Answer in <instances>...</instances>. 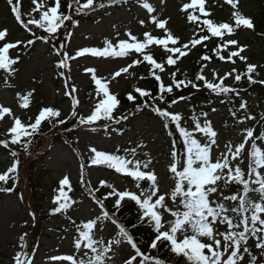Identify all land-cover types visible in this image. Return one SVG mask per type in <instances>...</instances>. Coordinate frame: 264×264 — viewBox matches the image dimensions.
Instances as JSON below:
<instances>
[{
    "label": "snow or ice",
    "instance_id": "snow-or-ice-1",
    "mask_svg": "<svg viewBox=\"0 0 264 264\" xmlns=\"http://www.w3.org/2000/svg\"><path fill=\"white\" fill-rule=\"evenodd\" d=\"M127 2L128 0H107L106 4L104 0H84L83 3L81 0H71L68 8L71 10L75 6V14L80 15L95 11L97 8L102 9L106 6ZM223 2L233 9L231 23L216 22L211 19L212 13L205 10L206 0H190L182 5L180 11L186 14L187 22L194 26L193 36L183 43L167 27L169 19L153 15L157 12V8L148 0H144L141 7L146 9L151 24L156 29L163 30V37L154 36L152 32H145L144 39L141 41L129 31L126 33L128 39L121 40L116 45L106 39L105 47H84L76 51L75 55H70L66 50V42L70 41L72 32L68 31L58 45L54 44L56 55L61 57L57 64L59 69H68L67 61L76 60L77 57L90 55L117 58L129 56L132 52L142 57V60L133 59L127 66L114 71L113 80L120 77L122 73H129V69L142 62H147L152 66L150 75L157 82L158 94L153 95L150 90L134 86L133 91L127 93L126 99L135 104L138 97L134 93H138L143 102L135 104L134 111L131 113L116 112L120 106V100L117 94L109 91L110 81L97 77V69L94 67L85 69V72L92 74L91 79L96 86L97 100L90 114L87 116L78 114L76 108L79 100L74 96L78 89L74 84L64 85V95L72 97L70 115L76 121L74 127H87L92 132H96L98 127L107 128L109 123L120 124L121 121L128 120L130 114L135 115L144 109L151 108L154 114L161 118L163 128L172 138L167 171L173 183L166 185L160 180L149 152H144L142 158H137L139 155L137 149L145 148L146 145L137 144L136 147L124 148L125 155L110 154L98 150L95 146L89 147L88 167H106L130 177L139 192L119 191L107 181L100 180L99 188H89V195L99 206L100 211L94 213L92 218L77 223L68 213L75 210L78 201L68 195V192L73 189L69 175H64L59 181L58 195L52 201L56 206L50 214L68 215V219L74 226V254L56 255L50 258L52 261L58 264H166V261L151 255V251L159 252L161 247L167 246L172 254L178 257L183 256L187 264H264V149L257 143L259 141L264 144V131L254 135V128H245L241 141L235 144L226 143L223 146L224 150L214 157V151L220 149L221 145L217 139L218 132L214 130L211 120L208 119V112L200 113L203 117L202 121L196 116L191 117L193 126L190 130L182 126L184 119L182 114L171 112L156 104V101L163 104L164 94H172L174 88L182 91L190 87L200 91L201 85L195 81H203V88L216 96L230 99V94L240 97L241 91L225 83L229 77H233L236 84L246 79L249 84L264 85V79L254 78V74L257 77L260 75L258 65L248 63V57L242 55L246 51V46L240 45L236 39H226V37L235 35L237 29L241 27L255 30L254 21L239 11V0H223ZM32 3L35 5L32 11L38 13V18L33 16L28 19L27 23H24L18 7L19 0H16V3L14 0H7V4L12 6L11 11L15 19L35 37V39H29L25 46L33 45L37 40L48 44L58 38L57 33L62 28L67 30L69 26L72 28L79 26V21L74 19L73 15L61 11L62 0H54L51 5L47 3V0H32ZM197 11L201 15L194 14ZM201 16L204 18L201 19ZM139 24L144 26L145 20H140ZM29 25H34L35 29H40L47 35H36ZM7 35V29L0 30V42H3L0 46V70L11 75L16 71L14 65L19 63V57L12 58L9 53L10 50L17 49L22 42H7ZM214 37L220 42L211 50V56L203 54L200 60L211 62L215 56L220 61H228L235 65L237 60L233 58H238L246 64V71L239 72L233 67L231 71L220 76L215 68H211L213 79L209 80L205 75L209 64L202 63L195 81L187 78L177 79V69L170 73L171 83L167 85L164 83L159 73L165 72V64L177 65L181 58L187 57L198 45L207 48L205 42ZM152 45L161 47L169 54L166 61L158 62L152 54L146 51ZM225 52L226 56L222 54ZM129 74L134 75V73ZM60 75L64 76L65 73L61 71ZM184 75L186 77L187 74ZM66 79L70 78L66 77ZM140 79H145V77L141 76ZM32 96L33 91H29L24 96L17 93V97L23 101L20 107L28 108L29 98ZM145 97L149 98L152 103L144 100ZM184 99L186 97H179V100ZM239 109L244 110V118L238 119V123L243 124L245 120L255 121L257 119L248 114L247 101L241 99ZM212 112H216V109L212 108ZM231 115L237 117V112L233 110ZM6 117L12 123L5 134L7 138L0 140V146L8 149L10 145H20L24 151H27L32 143L31 138L41 134V125L44 121L53 127L68 123L67 119L60 118L61 111L53 107L40 109L34 122L25 123L15 115L10 107L0 104V122L7 123ZM259 119L264 121V115ZM101 121L104 123L101 124ZM66 130L73 131L74 128ZM177 134L182 149L178 147L177 138H175ZM197 134L200 136L198 137ZM116 152H120V149L117 148ZM10 155L13 158L11 166L5 172L0 173V182H2L0 192H14L19 182V154L13 150ZM79 167L80 183L87 187L84 180L85 164L81 162ZM9 182H11L10 186H3L9 185ZM144 182H147V188L142 187ZM233 184L240 186L237 192L225 194L229 186ZM65 188H68V192ZM100 188H109L111 191L103 199H97L95 193ZM112 196L118 198L114 203L115 211L109 213L104 201ZM20 199L23 200L22 193ZM126 199L137 206L140 225H147L154 233L149 242L147 254L141 250L126 226L119 222L118 213L122 208V202ZM165 214L171 219L165 220ZM32 218L35 219L34 214ZM221 225L225 226L223 231L219 230ZM132 227L136 228L137 225L133 224ZM26 237H29L27 232L19 236L18 248L21 250L14 253L11 264H33L35 250L29 252V241ZM250 240L254 241V248L259 250L258 253L253 252Z\"/></svg>",
    "mask_w": 264,
    "mask_h": 264
},
{
    "label": "rangeland",
    "instance_id": "rangeland-1",
    "mask_svg": "<svg viewBox=\"0 0 264 264\" xmlns=\"http://www.w3.org/2000/svg\"><path fill=\"white\" fill-rule=\"evenodd\" d=\"M51 1L47 0V3ZM83 2L84 0H81V3ZM143 2L144 0L137 2L130 13L116 9L111 5L87 12L85 17L83 13L76 15L74 6L71 15L73 17L75 15L74 19L79 21V26L75 28L69 26L67 30L62 28L57 33L58 38L55 41L48 44L42 43L37 56L15 74L11 87H0V104L10 107L15 115L25 123L32 122L35 113L40 109L58 104L61 115L69 120L71 118L72 97L64 95V85L67 83L74 84L78 89L77 93L74 94L75 98L79 100V105L76 108L78 114L87 116L94 109L97 100L95 82L91 79L92 74L85 72V69L89 67L97 69V77L110 81L108 87L111 93L117 94L118 99H126L127 93L132 92L134 86L138 87L140 85V75L147 71V62H142L129 69V73H134V75L122 73L120 77L113 80L112 73L120 67L127 66L133 59L142 60V57L134 52L129 56L117 58L86 55L77 57L76 60L67 61L68 69H59L57 64L61 57L56 55L54 44L58 45L68 31L72 32L73 35L70 41L66 42V50L70 55H75L76 51L84 47H105L104 41L106 39L116 45L119 41L128 39L126 33L129 31L141 41L144 39L143 34L145 32H152L154 36L163 37V30L156 29L151 24L146 9L141 7ZM148 2L157 8V12L153 15L169 19L167 27L174 36L179 37L182 43L189 41L192 37V24L187 22L186 14L182 13L180 8L190 0H163V2L162 0H148ZM261 6H264V0H239L238 9L247 17L257 13ZM26 7V11L31 13L35 5L30 0ZM205 10L212 13L210 18L216 22L232 21L231 13L233 9L230 5L224 4L223 0H206ZM140 20H145L144 26L139 24ZM35 30L37 35H47L42 30ZM227 39H236L240 45L246 46V51L242 55L248 57V63L254 61L264 51L263 40L257 38L248 30ZM13 51L14 49L10 50V54ZM46 51L49 54H44ZM117 51H119L118 48ZM146 51L152 54L154 58L169 55L156 45L150 46ZM186 58L183 57L177 65L170 66L167 71L162 73L161 76L166 85L171 83V72L178 69L180 75L188 73ZM233 59L237 60L235 65L228 61L208 63L209 69L205 70V75L209 80H212L211 68H215L219 75L223 76L224 73L231 71L233 67L237 69L241 64L246 65L238 58ZM61 71L65 73L64 76L60 75ZM66 77L70 79H66ZM225 83L236 86L233 77H229ZM188 90V88H185L180 91L174 88L172 94L165 93L166 97H173V101L170 103L173 111L183 115L188 113L189 108H187V105L189 106V104L185 100H179V97L184 96ZM29 91H33V96L29 98V107L26 109L21 108L20 104L23 101L17 97V93L24 96ZM246 101L250 107L247 112L252 115V111H256L258 108L257 95L253 93L248 95ZM131 103L128 100L127 104L120 102L116 112L120 114L133 112L134 109H132ZM235 109L237 110V107ZM236 112L237 117H233L231 115L232 111L227 109H216V112L208 111V119L211 120L214 130L218 132L217 139L221 145L220 149L214 151V157L224 150L223 146L226 143L232 142L235 144L241 141L242 132L245 128L252 127L255 131L261 129L259 122L252 120H245L243 124L238 123V119L244 118V110L239 109ZM139 113L129 115V118L132 117L130 125L121 134H119L120 131L117 132V126L111 123L107 128L98 127L96 132L90 131L87 127H77L76 133L72 135L71 139L69 138V142L65 143L60 140V136L64 134L63 130L55 127L48 134L35 139L33 144L29 145L28 152H30L29 155L32 158L29 157L28 162H38L39 167L43 166L49 174L36 190V196L34 197L23 192L22 184L25 179L22 169H18V192H0V264H11L14 253L21 250L18 248L19 236L25 232L29 233V237H26L29 241V252L35 250L33 264H58L50 258L56 255L74 254V226L68 219V215L75 219L77 223H81L92 218L94 213L100 211L99 206L94 203L89 195V188H99L100 180L107 181L119 191H138L132 184L127 182V176L106 167H88L87 157L90 155L88 148L91 146L110 154L125 155L124 148L136 147L137 144L146 145L145 148L137 149L139 153L137 158H142L144 152H149L154 160V168L160 180L166 185L173 183L167 171V165L170 161V141L163 133V124L158 117L146 116L144 113L137 115ZM5 119L7 123L0 122V140L7 138L5 134L12 123L7 117ZM103 123L101 121V124ZM31 146L33 147L32 151ZM117 148L120 149L118 153L116 152ZM12 150H14V145H10L8 149L0 146V173L5 172L11 166L13 158L10 152ZM81 162L85 164L84 180L85 184L88 185L87 187L80 183L79 165ZM64 175H69L73 189V191L68 192V188H65V191L78 203L75 205V210L70 211L68 215H53L50 213L56 205L52 201L58 195L59 181ZM3 186L7 187L6 185ZM142 187L147 188V183H143ZM110 191L109 188H100L95 195L99 193L103 198ZM21 193L24 195L23 200L20 199ZM117 198L112 196L106 201L108 204H114ZM169 204L171 205L170 201ZM32 214L35 215L34 220ZM168 219H171V217L165 214V220ZM224 228L225 226L221 225L219 230L223 231ZM37 245L38 248H36Z\"/></svg>",
    "mask_w": 264,
    "mask_h": 264
},
{
    "label": "trees",
    "instance_id": "trees-1",
    "mask_svg": "<svg viewBox=\"0 0 264 264\" xmlns=\"http://www.w3.org/2000/svg\"><path fill=\"white\" fill-rule=\"evenodd\" d=\"M29 2L30 0H19V4H18V7L22 13V19L24 23H27L28 19L33 16L38 18V13H35L33 11H31V13H28L26 11V8H27L26 6ZM104 2L107 3V0H104ZM137 2H140V0H128L127 3L116 4L113 6L116 9H121V10H124L130 13L132 9L137 5ZM14 3H16V0H14ZM53 3H54V0H52L48 4L51 5ZM69 3H71V0H62L61 11L65 12V14H71L72 9L70 10L68 8ZM11 7L12 6L7 4V0H0V30L7 29L8 31V35L6 37L7 42H13V43L17 41L22 42L21 45L17 49H14L13 53L11 54L9 53V55L12 58H16L17 56L19 57V63L14 65V67L16 68V71L13 74L9 75L8 73H5L2 70H0V87H7V88L11 87L15 74L18 71H20V69H22L26 63H28L29 61H32L37 56L38 49L40 48V45L43 43L42 41L37 40L33 45L25 46L29 39H35V37L32 35V33L28 29H26L20 22H18L15 19V16L11 11ZM194 14L201 15L198 11L195 12ZM85 16L87 15L85 14L84 17ZM247 17L252 18V20L254 21L255 30L244 29L243 27H241L237 29L235 35L231 37L239 35L244 30H248V31H251L252 34H254L257 38L262 39L264 42V6H261V8L258 10L257 13L247 16ZM74 18H75V15H74ZM203 18L204 17L201 16V19ZM229 22L231 23L232 21H229ZM29 28L36 31L34 25H29ZM192 28L194 29L193 25H192ZM193 34H194V31L192 30V36ZM202 34H207V33H202ZM227 38H230V37H226V39ZM219 42H220L219 39L214 37L210 39L209 41L205 42V44L207 45V48L198 45L195 49H193L190 52V54L187 56V58L185 59L186 66L188 67L187 68L188 73L186 77H184L183 74L180 75L179 73H177V79L187 78V79H192L195 81V77L198 74L202 63H222V61L218 60L215 56H213V59L211 62H208V61L202 62L200 60V57L203 54H208L211 56L212 55L211 50L215 48L217 43ZM2 44L3 42H0V46H2ZM49 52L51 51L49 50ZM49 52L46 51L44 54H49ZM225 53H222V54L225 55ZM166 58L167 56H160L155 59L158 62H163V61H166ZM180 60H182V58ZM180 60L177 62V64L180 62ZM250 64L258 65V72L260 73V75L257 77L254 74V78L264 79V51L263 53L259 54L257 58L254 61H252ZM151 67L152 66L147 65V69H146L147 71L140 75V77L143 76L145 77V79H141V83L138 87L145 89V90H150L153 93V95H156L158 94V85L154 77L150 75ZM169 68L170 66L165 64V69H166L165 71H167ZM237 70L239 72L246 71V65H242V64L239 65L237 67ZM156 71L159 72V70H156ZM159 74L162 75V73H159ZM195 82L201 85V90L197 91L189 87L188 88L189 90L184 95V97H186V99H184L185 102L189 104V106L187 105V108H189V110H187L188 113H186L185 115L182 114L184 118L182 120V126H185L191 130L193 126V121L191 117L196 116L200 118L202 121L203 117L200 116V113L205 112V111L208 112L212 110V108L237 111L239 110V104L241 103V99L246 101V97L253 93L257 95L259 103H258L257 110L256 111L253 110L251 114L257 118L255 122H259V124L261 125V129L255 131L254 135H258L261 131H264V121H261L259 119L260 116L264 115V85L249 84L246 79H243L239 84H236L235 86L239 88L241 91L240 97H236L234 94H230L231 95V99H230L229 97L216 96L215 94L211 93L208 89L203 88V81H195ZM134 94L138 97L135 104H141L143 101L139 98V94L138 93H134ZM143 99L148 100L150 104L152 103V101L149 100V98L147 97ZM165 99H166V96H165ZM119 100L121 103L127 104V100L125 98H120ZM135 104L133 102L131 103L132 109L135 108ZM156 104L161 108H167L169 111L177 113L172 110L171 104L166 103L165 100L163 104H161L160 101H156ZM51 107L58 110V104H53ZM235 107H237V110L235 109ZM249 109L250 107L248 104L247 111ZM38 113L39 111L35 113V117L38 115ZM142 113H144L146 116L158 117L156 114H154L151 108L144 109L137 115H140ZM60 118H64V117L61 115ZM131 118L132 117H130L129 120H126V121H121L120 124H115L117 126V132L120 131L119 134L123 133L124 130L128 128V126L130 125ZM158 118L162 122L161 118L160 117ZM34 119L32 122H34ZM75 124H76L75 119L71 117L68 120L67 124L55 126L59 128L60 130H63L62 132L64 134L60 136V140L62 142H65V143L69 142V140L72 138V135L76 133V130L78 128L74 127ZM55 127L50 125L47 121H44L41 125V134L35 135L34 137L31 138L32 139L31 145L33 144L35 139L40 138L41 136H45L52 130V128H55ZM69 128H74V130L67 131L66 129H69ZM163 133H165V135L167 136L171 144L172 138H170L167 135L166 130L164 128H163ZM197 135L198 137L200 136V134H197ZM175 138H177L178 147L182 149V145L180 144L179 139H178V134ZM257 143L258 145L262 147V149H264V144H262L259 141ZM29 149L30 148H28L27 151H24L20 145H14V151H17L19 154L18 155V158L20 160L19 169L20 170L22 169L24 173L25 180H24V183L22 184L23 192L24 194L25 192L29 193L32 197H34L36 196V190L38 189V187H40L41 183H43V180L48 177L49 173L45 170L43 166L39 167L38 162L36 161H34V163L33 161L28 162L29 157L32 158V156L29 155L30 154V152H28ZM32 150H33V147L31 146V151ZM126 179L128 183L132 184L135 187V182L130 177ZM144 183H147V182H144ZM6 186L7 187L10 186V184ZM18 187H19V182L16 185L15 192H18ZM239 187L240 186L235 185V184L230 185L229 188L226 190L225 194H233L237 192ZM132 192H135V191H132ZM138 192L139 190L136 191V193ZM1 193H5V192H1ZM96 198L103 199L102 195L99 193L96 195ZM104 204H105L106 209L109 211V213H112L113 211H115L114 204H110V203L108 204L106 200L104 201ZM138 215H139L138 209L134 202L127 200V199L124 202H122V208L120 212L118 213L119 222L126 226L127 230L135 238L141 250L148 253L149 251L148 245H149L150 240L153 238L154 233L147 225H140L139 220H138ZM133 224H136L137 227L133 228L132 227ZM250 246L252 247V250L254 253H258L259 250H256L254 248V241L250 240ZM151 253L153 256H157L161 260L166 261V264H187V261L185 260L183 256L178 257L172 254L167 246L161 247L159 252L152 250Z\"/></svg>",
    "mask_w": 264,
    "mask_h": 264
},
{
    "label": "water",
    "instance_id": "water-1",
    "mask_svg": "<svg viewBox=\"0 0 264 264\" xmlns=\"http://www.w3.org/2000/svg\"><path fill=\"white\" fill-rule=\"evenodd\" d=\"M165 101L166 102H171V101H173V97L169 96V97H167V99Z\"/></svg>",
    "mask_w": 264,
    "mask_h": 264
}]
</instances>
